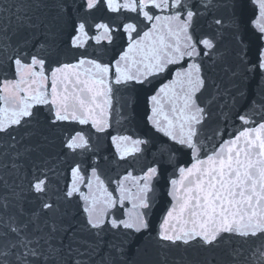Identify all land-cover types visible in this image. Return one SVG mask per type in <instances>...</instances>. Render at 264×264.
I'll return each instance as SVG.
<instances>
[{
	"label": "snow or ice",
	"instance_id": "1",
	"mask_svg": "<svg viewBox=\"0 0 264 264\" xmlns=\"http://www.w3.org/2000/svg\"><path fill=\"white\" fill-rule=\"evenodd\" d=\"M0 264H264V0H0Z\"/></svg>",
	"mask_w": 264,
	"mask_h": 264
}]
</instances>
